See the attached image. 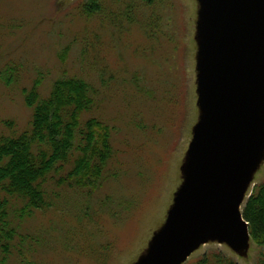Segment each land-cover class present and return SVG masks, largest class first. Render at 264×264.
Masks as SVG:
<instances>
[{"label": "rangeland", "instance_id": "374dc122", "mask_svg": "<svg viewBox=\"0 0 264 264\" xmlns=\"http://www.w3.org/2000/svg\"><path fill=\"white\" fill-rule=\"evenodd\" d=\"M88 2L0 0V130L11 132L5 122L27 127L32 109L23 91L35 80L46 96L56 79L76 77L96 100L84 119L108 126L115 149L95 185L49 184L56 193L50 207L20 223L29 236L24 264H138L147 257L187 184L204 121L201 0H96L94 13ZM262 182L264 151L242 208ZM260 252L252 240L234 249L212 237L182 264L218 253L256 264Z\"/></svg>", "mask_w": 264, "mask_h": 264}, {"label": "water", "instance_id": "95a60500", "mask_svg": "<svg viewBox=\"0 0 264 264\" xmlns=\"http://www.w3.org/2000/svg\"><path fill=\"white\" fill-rule=\"evenodd\" d=\"M203 110L190 175L138 264H182L207 239L246 247L242 203L264 151V0H201Z\"/></svg>", "mask_w": 264, "mask_h": 264}, {"label": "trees", "instance_id": "16d2710c", "mask_svg": "<svg viewBox=\"0 0 264 264\" xmlns=\"http://www.w3.org/2000/svg\"><path fill=\"white\" fill-rule=\"evenodd\" d=\"M96 0L85 9L94 13ZM40 79L24 88L32 117L23 130H0V264L26 263L29 239L21 222L48 209L55 192L51 182L67 188L99 182L115 155L110 128L95 117L84 119L96 104L91 86L83 79L63 76L50 92L40 91ZM60 179H56L59 172ZM252 241L261 248L256 264H264V182L255 185L243 208ZM19 221V222H18ZM196 264H238L221 253L204 255Z\"/></svg>", "mask_w": 264, "mask_h": 264}]
</instances>
